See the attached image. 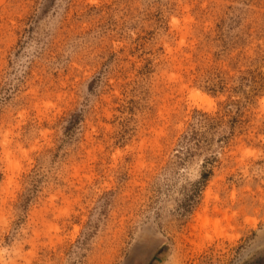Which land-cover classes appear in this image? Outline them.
<instances>
[{
	"label": "rangeland",
	"instance_id": "rangeland-1",
	"mask_svg": "<svg viewBox=\"0 0 264 264\" xmlns=\"http://www.w3.org/2000/svg\"><path fill=\"white\" fill-rule=\"evenodd\" d=\"M0 264H264V0H0Z\"/></svg>",
	"mask_w": 264,
	"mask_h": 264
},
{
	"label": "trees",
	"instance_id": "trees-1",
	"mask_svg": "<svg viewBox=\"0 0 264 264\" xmlns=\"http://www.w3.org/2000/svg\"><path fill=\"white\" fill-rule=\"evenodd\" d=\"M260 86H262V85H260Z\"/></svg>",
	"mask_w": 264,
	"mask_h": 264
}]
</instances>
